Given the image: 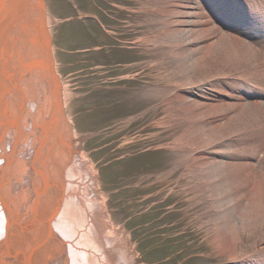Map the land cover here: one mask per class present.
<instances>
[{"label":"bare ground","instance_id":"bare-ground-1","mask_svg":"<svg viewBox=\"0 0 264 264\" xmlns=\"http://www.w3.org/2000/svg\"><path fill=\"white\" fill-rule=\"evenodd\" d=\"M171 6L165 28L193 75L184 73L163 97L200 134L186 159L216 171L206 175L208 183H229L238 201L246 180L240 172L254 160L244 142L264 128V57L253 44L264 42V0H172ZM46 11L44 0H0V264H135L66 119ZM212 54L221 65L203 71L201 62ZM156 92L143 89L135 97ZM229 264L264 260L250 255Z\"/></svg>","mask_w":264,"mask_h":264},{"label":"rangeland","instance_id":"rangeland-1","mask_svg":"<svg viewBox=\"0 0 264 264\" xmlns=\"http://www.w3.org/2000/svg\"><path fill=\"white\" fill-rule=\"evenodd\" d=\"M171 1L44 0L66 119L135 264L264 260V128L244 142L254 160L240 172L246 180L238 201L229 183H208L206 175L216 171L186 159L200 134L163 97L184 73L193 75L165 28ZM253 44L264 57V42ZM220 65L212 54L200 68ZM143 89L158 92L139 100Z\"/></svg>","mask_w":264,"mask_h":264}]
</instances>
